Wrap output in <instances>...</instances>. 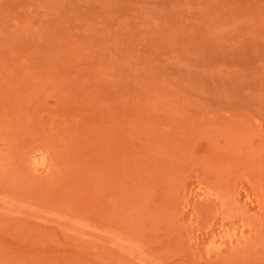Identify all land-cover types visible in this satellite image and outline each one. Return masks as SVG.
Instances as JSON below:
<instances>
[{
    "label": "rangeland",
    "instance_id": "1",
    "mask_svg": "<svg viewBox=\"0 0 264 264\" xmlns=\"http://www.w3.org/2000/svg\"><path fill=\"white\" fill-rule=\"evenodd\" d=\"M0 264H264V0H0Z\"/></svg>",
    "mask_w": 264,
    "mask_h": 264
}]
</instances>
